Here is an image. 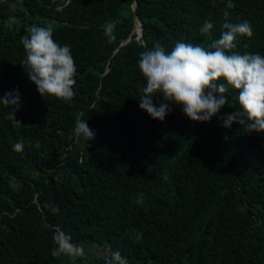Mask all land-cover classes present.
<instances>
[{"label": "trees", "instance_id": "16d2710c", "mask_svg": "<svg viewBox=\"0 0 264 264\" xmlns=\"http://www.w3.org/2000/svg\"><path fill=\"white\" fill-rule=\"evenodd\" d=\"M225 11L253 29L233 51L264 54V0H0V97L18 89L21 105L17 124L0 104V264H108L117 252L127 264H264V132L221 126L235 93L206 123L176 105L163 122L139 108V54L206 47ZM32 26L71 46L70 101L28 79L21 41ZM81 117L90 141L74 135ZM58 229L84 254L53 256Z\"/></svg>", "mask_w": 264, "mask_h": 264}, {"label": "clouds", "instance_id": "9594fccd", "mask_svg": "<svg viewBox=\"0 0 264 264\" xmlns=\"http://www.w3.org/2000/svg\"><path fill=\"white\" fill-rule=\"evenodd\" d=\"M233 7L234 0H226V9ZM224 15L223 31L206 47L177 41L168 51L156 43L139 54L138 69L145 81L140 88L139 108L151 119L163 122L176 105L190 121L210 122L229 103L227 94L234 92L239 108L223 116L221 126L230 128L233 123H241L250 132H264V54L233 51L237 48L238 37L251 38L253 29L247 20L232 23L227 20L229 12L225 11ZM213 27L210 20H205L200 31L208 34ZM114 28L115 25L109 23L105 35L112 38ZM21 43L25 51L23 64L37 92L42 97L47 95L70 101L75 95L77 75L71 46L56 42L53 29L43 26L30 27ZM157 95L159 100L155 98ZM0 104L11 109L9 114L14 120L21 106L19 90L6 92L0 97ZM73 131L77 138L87 141L96 135L83 117L75 121ZM23 148L22 141L13 144L15 151ZM142 236V232H136L138 239ZM53 239V256L84 254V249L74 244L71 236L63 230L58 229ZM113 256L108 264H127L126 258L118 252Z\"/></svg>", "mask_w": 264, "mask_h": 264}, {"label": "water", "instance_id": "95a60500", "mask_svg": "<svg viewBox=\"0 0 264 264\" xmlns=\"http://www.w3.org/2000/svg\"><path fill=\"white\" fill-rule=\"evenodd\" d=\"M132 7H133V9H134V8H135V4H133ZM137 20H138V19H137ZM137 20H136V21H137ZM138 21H139V20H138ZM139 23H140V21H139ZM139 25H140V24H139ZM135 26H136V25H135ZM139 36H141V27H140V33H139Z\"/></svg>", "mask_w": 264, "mask_h": 264}, {"label": "bare ground", "instance_id": "6f19581e", "mask_svg": "<svg viewBox=\"0 0 264 264\" xmlns=\"http://www.w3.org/2000/svg\"><path fill=\"white\" fill-rule=\"evenodd\" d=\"M136 25L139 27V30H138V34L140 33V25H139V21L137 20L136 21Z\"/></svg>", "mask_w": 264, "mask_h": 264}]
</instances>
